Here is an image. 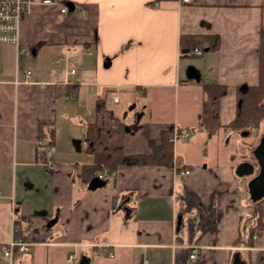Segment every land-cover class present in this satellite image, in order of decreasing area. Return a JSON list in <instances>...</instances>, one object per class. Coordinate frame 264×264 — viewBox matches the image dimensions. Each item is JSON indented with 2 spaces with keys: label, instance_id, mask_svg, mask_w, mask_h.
Masks as SVG:
<instances>
[{
  "label": "crops",
  "instance_id": "1",
  "mask_svg": "<svg viewBox=\"0 0 264 264\" xmlns=\"http://www.w3.org/2000/svg\"><path fill=\"white\" fill-rule=\"evenodd\" d=\"M41 1L19 27L31 56L16 60L14 47L0 44V244L32 243L11 264H231L236 253L264 252V202L252 240L249 196L237 193L251 177L234 174L249 162L248 143L227 150L211 139L233 119L240 87L257 83L264 0H55L65 15ZM181 35L210 37L197 46L200 58L180 52ZM69 65L82 73L67 75ZM201 84L225 86L212 137L199 127ZM74 86L76 99L64 100ZM105 91L106 104L123 96L119 113L133 104V121L120 118L125 155L150 153L148 141L157 145L164 130L171 141L173 127L192 134L173 143L169 167L121 165L89 191L84 110ZM248 132L241 137L255 139ZM38 142L50 143L52 173L40 165ZM0 264L10 263L0 255Z\"/></svg>",
  "mask_w": 264,
  "mask_h": 264
},
{
  "label": "trees",
  "instance_id": "2",
  "mask_svg": "<svg viewBox=\"0 0 264 264\" xmlns=\"http://www.w3.org/2000/svg\"><path fill=\"white\" fill-rule=\"evenodd\" d=\"M263 35V34H262ZM207 36L181 35L179 49L182 54L201 46L210 39ZM215 46V45H214ZM213 47V46H212ZM262 62L257 83L247 86L244 92L237 96V107L233 119L225 126L234 133H243L251 130L261 132L264 125V45L262 47ZM71 87L69 92L76 93ZM203 102L199 118V127L205 131L208 137L215 135L222 126L218 118V103L225 92V86L219 84H201ZM111 92V90H110ZM97 96L93 106V119L84 127L83 138L86 142V152L93 157L92 164L85 166L84 174L92 179L104 170L112 171L121 165H153L170 166L173 158V144L169 141L167 131L160 134V142L156 145L148 141L150 153L140 155H125L123 151V137L126 134L125 126L120 118L115 117L106 107L105 94ZM262 132H264L262 130ZM263 134V133H262ZM261 134V135H262ZM264 198L255 203L250 201L251 222L249 234H258L261 230L259 206ZM243 229V227H242ZM239 243V240L235 241ZM245 246H249L247 242ZM246 258L242 260L246 264H264V252L252 253L247 251Z\"/></svg>",
  "mask_w": 264,
  "mask_h": 264
},
{
  "label": "built area",
  "instance_id": "3",
  "mask_svg": "<svg viewBox=\"0 0 264 264\" xmlns=\"http://www.w3.org/2000/svg\"><path fill=\"white\" fill-rule=\"evenodd\" d=\"M37 0H0V44L2 45H11L15 49V58L19 60L22 57H30L32 50L30 47L21 44L19 41V27L24 15L30 10L31 6L34 5ZM43 4L60 5V13L65 15L68 11L67 6L64 3H59L55 0H42ZM193 0H182L183 4L189 5L192 4ZM203 54L202 49L194 48L190 52L185 54L186 57H201ZM81 65H76L67 70V75L74 76L82 71ZM23 74L26 79H28L30 72L23 71ZM76 97L73 93H68L64 96V100L73 101ZM113 102H117V97H114ZM173 137L171 143L173 144L176 141L183 142L189 136V131H181L180 129L173 127ZM40 147H44L43 150L37 153V156H40V165L43 166L48 172H54L56 170L55 163L53 161V150L50 147V143L47 142L42 144L38 142ZM179 176L186 177L189 174V169H184L178 172ZM115 171H108L104 169L97 178L99 180H110L115 178ZM1 198V193H0ZM256 235H251V239L254 240ZM32 243L25 242L20 238H12L8 243L0 244V255L8 259L11 264L14 254L17 253H29L31 251ZM111 256V255H110ZM188 258L192 261H195L197 255L195 252L189 254ZM141 264H149V262L144 259Z\"/></svg>",
  "mask_w": 264,
  "mask_h": 264
},
{
  "label": "water",
  "instance_id": "4",
  "mask_svg": "<svg viewBox=\"0 0 264 264\" xmlns=\"http://www.w3.org/2000/svg\"><path fill=\"white\" fill-rule=\"evenodd\" d=\"M189 78H196V73L191 69L188 73ZM246 86L240 87V91L244 92ZM125 132H129V128H125ZM249 132L240 133L241 136L248 135ZM253 157L255 159V164L249 162L239 163L234 170V174L238 178L251 177L247 182V191L249 200L253 203L260 201L264 198V133L260 136L257 145L253 150ZM256 169V172H255ZM107 181H101L98 178H93L89 181L87 189L89 191H94L105 187ZM180 220V218H179ZM51 223L48 225L50 226ZM231 264H246L242 260L241 256L236 253L233 256Z\"/></svg>",
  "mask_w": 264,
  "mask_h": 264
},
{
  "label": "rangeland",
  "instance_id": "5",
  "mask_svg": "<svg viewBox=\"0 0 264 264\" xmlns=\"http://www.w3.org/2000/svg\"><path fill=\"white\" fill-rule=\"evenodd\" d=\"M188 58H190L191 60H194V59H198V58H200V57H188ZM82 60H89V58H86V57H84V58H82ZM74 67V66H73ZM71 68V66L69 65L68 66V70ZM82 72H80V73H78L77 75H79V74H81ZM76 75H74V76H71V77H75ZM82 89H84V87H82ZM92 99V100H91ZM90 100H89V108L87 109V110H90V115H88V116H86L85 117V114H86V111L87 110H84V118H83V125L86 123H89L90 121H92V119H93V98H91ZM124 103H125V100H124V98H123V96H120V103L118 104V105H115V104H113L112 102H110V101H108L107 102V108L115 115V116H117L118 118H122L123 116H124V114H127L126 116V119H125V123L126 124H129L130 122H132L133 121V113H134V110L132 109V103L131 104H129L127 107H125V109L122 111V113H119L120 112V110L118 111V109L120 108V107H122V106H124ZM124 118V117H123ZM122 118V119H123ZM220 133H222V134H219V135H217L216 137H212L211 139L212 140H217V141H219L222 145L223 144H226L225 146H226V148H227V150H229V149H231V148H233V146H236V145H238L239 143H240V141H245L246 143H248V148H247V155L245 156V158H247V159H249V162H251V163H253V164H255V159H254V157H253V150H254V148H255V146L257 145V143H258V138H259V136H261L260 135V133L262 134L263 132H262V130H261V132H260V130L259 131H257V130H255V131H253V130H251V134L253 135V136H250V137H255V139L253 138V139H249V137H245V138H242L241 137V135L240 134H238V133H234V132H231L230 130H228V129H226V128H224V129H221V131H220ZM189 134H192V132L189 130ZM223 138V139H222ZM225 138H227V142H224V140H225ZM186 141V140H185ZM253 141V142H252ZM251 142H252V144H251ZM249 144H251V145H249ZM246 146H247V144H246ZM251 156V157H250ZM255 172H256V169H255ZM249 177H244V180H246V179H248ZM247 184H242V186L240 187V189L237 191V193H238V196L241 198V200H242V197H246L247 195H248V191H247V186H246ZM248 198V197H247ZM247 214H250V212L249 211H247L246 212ZM246 220V218L243 220V221H245ZM249 223H246L245 222V224H244V229H245V231H246V233H248L249 232ZM245 255V254H244ZM245 258H246V255L244 256ZM242 258H243V256H242Z\"/></svg>",
  "mask_w": 264,
  "mask_h": 264
}]
</instances>
